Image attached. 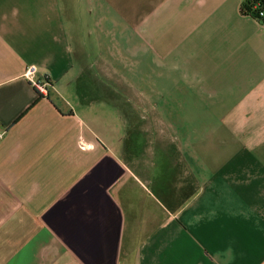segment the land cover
<instances>
[{
	"label": "crops",
	"instance_id": "0c3cea01",
	"mask_svg": "<svg viewBox=\"0 0 264 264\" xmlns=\"http://www.w3.org/2000/svg\"><path fill=\"white\" fill-rule=\"evenodd\" d=\"M245 1L0 0V264H264Z\"/></svg>",
	"mask_w": 264,
	"mask_h": 264
},
{
	"label": "built area",
	"instance_id": "2783aa9c",
	"mask_svg": "<svg viewBox=\"0 0 264 264\" xmlns=\"http://www.w3.org/2000/svg\"><path fill=\"white\" fill-rule=\"evenodd\" d=\"M254 8L256 13H251V16L256 18L260 23L264 24V6L255 4ZM39 68L36 65H30L26 70V77L34 84V86L42 93L46 94L48 89L52 86V80L49 74H43L44 76H38Z\"/></svg>",
	"mask_w": 264,
	"mask_h": 264
},
{
	"label": "trees",
	"instance_id": "16d2710c",
	"mask_svg": "<svg viewBox=\"0 0 264 264\" xmlns=\"http://www.w3.org/2000/svg\"><path fill=\"white\" fill-rule=\"evenodd\" d=\"M257 3L264 6V0H246L242 5V11L249 15L256 13L257 10H255L254 5Z\"/></svg>",
	"mask_w": 264,
	"mask_h": 264
},
{
	"label": "rangeland",
	"instance_id": "374dc122",
	"mask_svg": "<svg viewBox=\"0 0 264 264\" xmlns=\"http://www.w3.org/2000/svg\"><path fill=\"white\" fill-rule=\"evenodd\" d=\"M113 49V47H112ZM129 71V75H135L136 72V64H129L128 68H127V72ZM113 89H115V87L113 86ZM120 92V91H119Z\"/></svg>",
	"mask_w": 264,
	"mask_h": 264
}]
</instances>
